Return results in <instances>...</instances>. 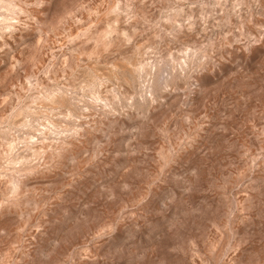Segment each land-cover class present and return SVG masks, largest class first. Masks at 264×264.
I'll return each mask as SVG.
<instances>
[{
    "label": "clouds",
    "instance_id": "1",
    "mask_svg": "<svg viewBox=\"0 0 264 264\" xmlns=\"http://www.w3.org/2000/svg\"><path fill=\"white\" fill-rule=\"evenodd\" d=\"M5 63L0 264H264V0H0Z\"/></svg>",
    "mask_w": 264,
    "mask_h": 264
},
{
    "label": "rangeland",
    "instance_id": "2",
    "mask_svg": "<svg viewBox=\"0 0 264 264\" xmlns=\"http://www.w3.org/2000/svg\"><path fill=\"white\" fill-rule=\"evenodd\" d=\"M9 43L11 42L9 41ZM67 62L68 61L65 60V63ZM7 67H8L7 63H5L3 66H0V77L4 75V69ZM201 115L203 116L204 113L201 112ZM212 126H214V122L210 118L208 124L205 126V128L201 132V136H203L204 133L208 132ZM242 155L243 153H240V156ZM133 159H136V158H133ZM234 161L237 162L238 164L239 174L240 175L244 174V169L247 167V161L241 160L239 156H236L233 153L224 154L220 157V160L218 164L216 165L218 170L222 173V175L217 176V179L221 183H228V180L226 178L228 177L229 172L237 171L236 168H229V165L233 163ZM223 194L224 195H235L239 197L241 200L245 199V197L242 196L239 190L233 192L230 185H229L227 193H223ZM181 242H182V237L178 234L174 238V242L169 244V247H176ZM165 251H167V249H165ZM167 255H168V258L172 261V264H200V253L199 252L196 253L195 259H193V254L191 252H185L182 249V247H178L177 251L170 252ZM88 257H89V250H85V252L83 253L82 264H91V261L89 260ZM92 259L98 260L99 257L93 256Z\"/></svg>",
    "mask_w": 264,
    "mask_h": 264
}]
</instances>
